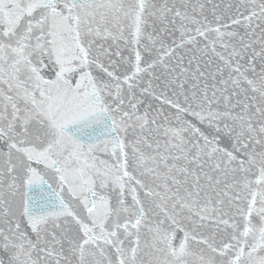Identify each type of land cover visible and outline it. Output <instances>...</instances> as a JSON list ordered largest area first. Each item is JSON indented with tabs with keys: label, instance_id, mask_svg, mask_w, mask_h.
I'll list each match as a JSON object with an SVG mask.
<instances>
[{
	"label": "snow or ice",
	"instance_id": "obj_1",
	"mask_svg": "<svg viewBox=\"0 0 264 264\" xmlns=\"http://www.w3.org/2000/svg\"><path fill=\"white\" fill-rule=\"evenodd\" d=\"M0 264H264V0H0Z\"/></svg>",
	"mask_w": 264,
	"mask_h": 264
}]
</instances>
